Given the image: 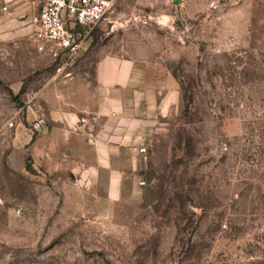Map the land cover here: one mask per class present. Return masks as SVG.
<instances>
[{"label": "rangeland", "instance_id": "374dc122", "mask_svg": "<svg viewBox=\"0 0 264 264\" xmlns=\"http://www.w3.org/2000/svg\"><path fill=\"white\" fill-rule=\"evenodd\" d=\"M39 5L0 0V264H264V0H117L63 65ZM106 54L167 96L115 191L51 143Z\"/></svg>", "mask_w": 264, "mask_h": 264}, {"label": "crops", "instance_id": "0c3cea01", "mask_svg": "<svg viewBox=\"0 0 264 264\" xmlns=\"http://www.w3.org/2000/svg\"><path fill=\"white\" fill-rule=\"evenodd\" d=\"M147 77L146 68L133 58L106 54L94 65V87L84 88L88 105L77 110L58 107L51 111L52 118L65 125L51 143L67 144L66 153L81 155L84 163L91 158L89 168L106 169L108 185L114 191L124 158L131 157L143 145L153 125L155 109L161 108L167 99L157 98ZM89 100L93 101L91 108Z\"/></svg>", "mask_w": 264, "mask_h": 264}, {"label": "built area", "instance_id": "2783aa9c", "mask_svg": "<svg viewBox=\"0 0 264 264\" xmlns=\"http://www.w3.org/2000/svg\"><path fill=\"white\" fill-rule=\"evenodd\" d=\"M117 0H40L32 17L36 50L65 64L81 50ZM60 68V66H58Z\"/></svg>", "mask_w": 264, "mask_h": 264}, {"label": "trees", "instance_id": "16d2710c", "mask_svg": "<svg viewBox=\"0 0 264 264\" xmlns=\"http://www.w3.org/2000/svg\"><path fill=\"white\" fill-rule=\"evenodd\" d=\"M15 98H16V95L13 96V99H14V100H15ZM29 169H30V164L27 163V164H26V170H29Z\"/></svg>", "mask_w": 264, "mask_h": 264}]
</instances>
